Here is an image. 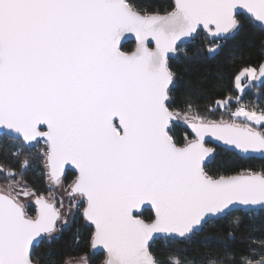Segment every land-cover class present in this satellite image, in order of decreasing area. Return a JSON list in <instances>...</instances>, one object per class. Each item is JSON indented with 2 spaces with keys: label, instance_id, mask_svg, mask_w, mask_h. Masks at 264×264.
Wrapping results in <instances>:
<instances>
[{
  "label": "water",
  "instance_id": "1",
  "mask_svg": "<svg viewBox=\"0 0 264 264\" xmlns=\"http://www.w3.org/2000/svg\"><path fill=\"white\" fill-rule=\"evenodd\" d=\"M173 3L167 14L142 15L127 0H0V136L45 143L53 188L75 174L69 191L84 200L91 251L104 253V264H156L155 240L190 239L233 210L264 211L263 175L204 172L211 146L264 159L263 134L167 108L177 48L198 33L225 41L239 15L264 30V0ZM126 42L131 53L121 50ZM254 83L264 84V61ZM172 124L193 140L175 145ZM12 195L0 188V264H34L32 249L55 232L60 212L32 195L28 217ZM143 210L151 222L139 218Z\"/></svg>",
  "mask_w": 264,
  "mask_h": 264
},
{
  "label": "trees",
  "instance_id": "2",
  "mask_svg": "<svg viewBox=\"0 0 264 264\" xmlns=\"http://www.w3.org/2000/svg\"><path fill=\"white\" fill-rule=\"evenodd\" d=\"M127 4L142 15H163L174 9L173 0H127ZM121 50L131 53L134 44L126 42ZM263 61L264 30L244 15L236 17V28L223 42L198 33L193 41L179 46L177 56L168 61L173 83L167 108L179 114L181 119L186 116L189 120L206 123L234 122L245 126V122L234 121L233 114L240 105L249 111L264 113V84L251 83L238 104L230 103L221 108L217 103L234 99L237 96L236 76L246 68L257 72ZM251 129L264 136V127ZM168 132L177 146L193 140L181 124H172ZM211 147L215 149V155L204 167L210 178L249 173L264 176V159L240 157L234 152ZM46 154L47 147L39 142L35 148H30L24 147L19 140L0 136V188L12 195L6 187L20 184L34 197L53 200L49 197L53 189L69 188L75 174L66 171L60 187L53 188L46 176ZM83 208L66 223H62L60 215L55 232L45 236L32 249L34 264H70L80 260L85 264H104L105 254L91 251L93 229L82 217ZM24 210L26 216H35L31 202ZM139 218L148 223L153 220V215L151 211L143 210ZM149 252L156 264H264V211H230L205 224L190 239L155 240Z\"/></svg>",
  "mask_w": 264,
  "mask_h": 264
},
{
  "label": "rangeland",
  "instance_id": "3",
  "mask_svg": "<svg viewBox=\"0 0 264 264\" xmlns=\"http://www.w3.org/2000/svg\"><path fill=\"white\" fill-rule=\"evenodd\" d=\"M256 74H257V72H256ZM247 76L249 77L248 84L253 83L254 79L251 78L253 76V70L251 68H246V69H243L236 76L235 84H242L243 80ZM255 78H256V76H255ZM238 108H240V106ZM234 121H235V119H234ZM237 122H239V121H237ZM39 143H40V145L46 146V144L43 142H39ZM35 145L30 146V148L31 147L35 148ZM7 187L23 203L24 207H27L30 204L31 196L33 195V193L31 191H29L27 188H24L20 184H13V185H10ZM50 194H52V199L55 201L56 205L58 206V210L60 212V215L62 216V220H61L62 223L68 222L71 219V217L73 216V214L75 212H77L78 210H81L85 204L84 200L82 198L73 197L71 195L68 187H62L59 190L53 189L52 193H50ZM83 261L84 260H80L79 262H83Z\"/></svg>",
  "mask_w": 264,
  "mask_h": 264
},
{
  "label": "crops",
  "instance_id": "4",
  "mask_svg": "<svg viewBox=\"0 0 264 264\" xmlns=\"http://www.w3.org/2000/svg\"><path fill=\"white\" fill-rule=\"evenodd\" d=\"M252 70H253V76L251 78L255 80L256 71L254 69H252ZM248 82H249L248 76L245 77L242 84H235V82H234V88L237 92V96L234 99L229 98L223 102H218L217 106L221 107V108H225L230 103L238 104L239 101H242L243 100V98H242L243 93L251 85V83L248 84ZM233 117L235 120H237L239 122H245L246 123L245 126H248L249 128L264 127V113L249 111L245 108H237L233 114Z\"/></svg>",
  "mask_w": 264,
  "mask_h": 264
},
{
  "label": "built area",
  "instance_id": "5",
  "mask_svg": "<svg viewBox=\"0 0 264 264\" xmlns=\"http://www.w3.org/2000/svg\"><path fill=\"white\" fill-rule=\"evenodd\" d=\"M240 108H242V106L240 105ZM186 117V116H185ZM235 121H237V120H235Z\"/></svg>",
  "mask_w": 264,
  "mask_h": 264
},
{
  "label": "flooded vegetation",
  "instance_id": "6",
  "mask_svg": "<svg viewBox=\"0 0 264 264\" xmlns=\"http://www.w3.org/2000/svg\"><path fill=\"white\" fill-rule=\"evenodd\" d=\"M35 145V144H34Z\"/></svg>",
  "mask_w": 264,
  "mask_h": 264
}]
</instances>
